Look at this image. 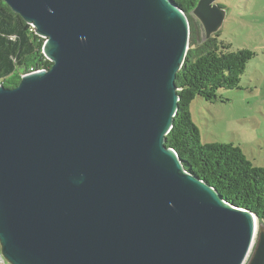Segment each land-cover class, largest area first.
<instances>
[{
	"label": "water",
	"instance_id": "1",
	"mask_svg": "<svg viewBox=\"0 0 264 264\" xmlns=\"http://www.w3.org/2000/svg\"><path fill=\"white\" fill-rule=\"evenodd\" d=\"M51 69L0 84V242L11 264H264L258 218L167 147L190 22L171 0H3ZM199 0L206 37L225 12Z\"/></svg>",
	"mask_w": 264,
	"mask_h": 264
},
{
	"label": "trees",
	"instance_id": "2",
	"mask_svg": "<svg viewBox=\"0 0 264 264\" xmlns=\"http://www.w3.org/2000/svg\"><path fill=\"white\" fill-rule=\"evenodd\" d=\"M171 1L189 19L190 42L177 75L179 110L166 145L178 153L189 173L215 188L225 201L255 214L264 224V168L255 167L233 144L203 145L191 114V105L197 98L213 103L220 100V90L240 89L241 78L255 53L248 49L233 51L220 39L219 32L206 37L194 16L199 0ZM44 44L35 28L0 0V84L14 89L24 75L51 69L53 64L43 53Z\"/></svg>",
	"mask_w": 264,
	"mask_h": 264
},
{
	"label": "rangeland",
	"instance_id": "3",
	"mask_svg": "<svg viewBox=\"0 0 264 264\" xmlns=\"http://www.w3.org/2000/svg\"><path fill=\"white\" fill-rule=\"evenodd\" d=\"M215 5L225 12L220 39L233 51L248 49L255 57L241 78L240 89L220 90V100L213 103L197 98L191 105L192 120L203 145L233 144L255 167L264 168V0H217ZM261 232L264 224L258 222L257 239Z\"/></svg>",
	"mask_w": 264,
	"mask_h": 264
},
{
	"label": "built area",
	"instance_id": "4",
	"mask_svg": "<svg viewBox=\"0 0 264 264\" xmlns=\"http://www.w3.org/2000/svg\"><path fill=\"white\" fill-rule=\"evenodd\" d=\"M0 264H11L3 253L1 242H0Z\"/></svg>",
	"mask_w": 264,
	"mask_h": 264
},
{
	"label": "bare ground",
	"instance_id": "5",
	"mask_svg": "<svg viewBox=\"0 0 264 264\" xmlns=\"http://www.w3.org/2000/svg\"><path fill=\"white\" fill-rule=\"evenodd\" d=\"M258 224V223H257Z\"/></svg>",
	"mask_w": 264,
	"mask_h": 264
}]
</instances>
